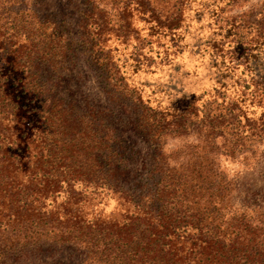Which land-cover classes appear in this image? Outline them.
Listing matches in <instances>:
<instances>
[{
  "label": "trees",
  "instance_id": "16d2710c",
  "mask_svg": "<svg viewBox=\"0 0 264 264\" xmlns=\"http://www.w3.org/2000/svg\"><path fill=\"white\" fill-rule=\"evenodd\" d=\"M20 1L9 0L13 32L0 26V264H29L57 247L82 253L81 264H264V196L248 197L214 159L178 171L164 153L167 136L223 138L209 152L228 156L264 143V4L229 17L241 0H180L170 14L152 0H118L111 18L85 0L76 35ZM191 13L212 28L195 47L208 57L210 91L182 107L154 106L129 71L152 67L151 55L172 66ZM121 46L132 50L121 57ZM81 54L113 110L79 106L69 82ZM177 87L154 92L179 95ZM115 110L147 138V157L123 140Z\"/></svg>",
  "mask_w": 264,
  "mask_h": 264
},
{
  "label": "rangeland",
  "instance_id": "374dc122",
  "mask_svg": "<svg viewBox=\"0 0 264 264\" xmlns=\"http://www.w3.org/2000/svg\"><path fill=\"white\" fill-rule=\"evenodd\" d=\"M20 0H18L19 2ZM154 5L162 10L163 14H170L176 9L177 3L180 0H152ZM21 2V1H20ZM98 7L96 13H103L104 16L111 17L116 14L113 9L115 6L120 7L121 3L118 0H91ZM21 4V3H20ZM19 3L15 7H20ZM264 4V0H241V2L232 7H228L225 16H239L241 14H251L260 9ZM85 0H34L33 8L40 12L41 16L50 14L58 15V17L68 23L69 28L74 34H78L81 24V12L90 8ZM12 4L9 0H0V26L3 32L6 31L9 36L13 31L11 29L13 15H10L9 10L12 9ZM120 13V11L118 12ZM189 29L183 40V48L178 54L175 63L172 66H164L159 64L158 60H154L151 55L150 65L148 69L134 74L129 71V76L132 82L138 86H143V96L145 99H150L152 105H161L162 107L175 104L179 100V105L182 107L189 101L198 97L205 90L210 91L211 81L208 78V57L202 54L195 53V47L200 46L205 38L212 32L211 24L205 18L200 20L194 13H191L187 20ZM141 36H148L149 31L145 24L136 21L135 23ZM145 27V29H143ZM149 38V37H147ZM111 42V41H110ZM109 42V43H110ZM122 47V46H121ZM130 52L132 47H122L118 52ZM124 52V53H125ZM122 56L123 57V54ZM79 68L81 73L70 78L69 86L73 92L79 106L84 110L94 108L101 111L114 109L110 103L109 95L104 91L99 83L97 75L93 67L88 63L84 55L79 56ZM178 85V90H184L179 95L164 94L158 91L159 87L165 85ZM146 85V86H145ZM111 111V110H110ZM114 116H117L121 121L114 119L115 126L119 129L123 140L138 154V159L141 160L151 152L150 144L146 137L140 135L132 125L123 123L122 120L127 118L120 110H115ZM113 121V120H112ZM165 146L164 153L167 157V162L170 168L175 170H183L187 168L189 162L201 159H214L215 166L228 176L230 180L236 183L237 188L242 191L250 189L252 199H258L264 196V143H256L250 151L244 155L228 156L225 154H217V152H209L210 147L214 144L222 147L223 138L212 139L199 134H189L181 136H167L164 138ZM205 147V148H204ZM221 150V149H220ZM222 152V151H220ZM193 159V160H192ZM140 167V166H139ZM238 198L239 196L236 195ZM241 199L245 195L240 193ZM114 206V201L109 202L107 210H111ZM13 259V258H12ZM84 259L82 253L72 250V248L57 247L53 249H45L42 253L33 258L30 257L26 263L31 262H50L51 264H81ZM7 264H24L9 260Z\"/></svg>",
  "mask_w": 264,
  "mask_h": 264
}]
</instances>
